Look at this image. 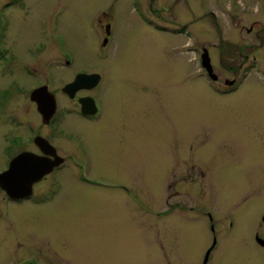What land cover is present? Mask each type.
I'll use <instances>...</instances> for the list:
<instances>
[{
	"label": "rangeland",
	"instance_id": "obj_1",
	"mask_svg": "<svg viewBox=\"0 0 264 264\" xmlns=\"http://www.w3.org/2000/svg\"><path fill=\"white\" fill-rule=\"evenodd\" d=\"M53 32L75 57V70L104 74V115L98 123L74 113L65 119L64 130L83 148L61 141L66 162L56 199L15 207L13 224L1 222L0 264H11L19 249L40 252L45 264H202L211 224L190 208L206 204L220 212L217 231H226L231 212L229 231H244V243L249 231L264 236V0H26L11 8V69L0 72V171L13 152L5 135L24 138L17 152L31 147L27 126L13 130L10 111L41 123L30 100L44 83L41 68L54 65L57 90L72 78L49 39ZM203 48L217 81L205 76ZM34 55L39 75L12 77ZM225 80L241 88L225 94ZM70 152L91 160L92 176L127 186L131 196L82 183ZM50 187L45 180L37 190ZM244 243L222 245L211 264H264V251L248 252Z\"/></svg>",
	"mask_w": 264,
	"mask_h": 264
},
{
	"label": "flooded vegetation",
	"instance_id": "obj_2",
	"mask_svg": "<svg viewBox=\"0 0 264 264\" xmlns=\"http://www.w3.org/2000/svg\"><path fill=\"white\" fill-rule=\"evenodd\" d=\"M26 0H11V3L8 6H0V72L1 74L11 69L9 67V59L10 57V42L7 38L6 32L8 30V11L11 8H15L21 3H23ZM239 12V11H235ZM249 33L251 30L248 31ZM259 37V34L257 35ZM106 40L107 44L105 45L104 49L108 47L111 42L112 38V30L110 26V34L107 35V28H106ZM51 43L53 44L54 48L57 50V54L61 60V62L64 65V69L67 70L72 76L71 80H69L64 85L60 84V92L59 89L57 90V80H58V74L56 71H53V64L47 63L42 69V72L44 74V81L40 80V82H44L43 84H38L33 90L32 93L36 90L44 89L47 92L48 97V104L53 105V102L55 100L56 109L54 114L44 119L42 114L38 111V104L37 102L32 100V93L30 94V100L31 102L35 103L36 109L39 113L41 123L40 125L37 124L35 121H25L21 116L17 115L12 110L10 111L14 115H10L11 125L13 127V130H16L17 128H21L22 126H27V129L31 135L28 140L30 141V148H22L17 152L15 150V147H19L20 143L25 144L23 141V137L21 135L12 136L9 138V135H5L3 138V142H6L5 144L8 146V148H13V152L10 155L9 160L7 161L5 165V169L0 171V176L6 172H9L11 170V164L12 162L22 155L27 156H35L37 158H41L43 162H46L44 164H38L36 169H46L51 167V170L48 174L44 175L40 180L33 182L30 187H28L27 183L22 180H15V183H20L21 188L16 190L15 196L11 197L8 192L3 188V186L0 184V192L3 193V197L1 198V207L2 210L0 211V224L2 221L10 222L13 224V216L12 211L13 209H16L15 207H22L26 206L27 204L34 203L35 205H45L46 203H49L51 200H55L58 196L60 190L62 189L63 185L61 184V180L59 178V172L64 171L65 166L64 163L66 162L65 157H62L60 153L62 152V144L61 141H65L68 144V147H72L73 144H75L76 149L80 151L81 148H83L82 141L80 142L77 139L74 140L76 137V134L73 132H66L65 129V119L74 113V115H77L78 119L89 123H98L101 121L104 115V109L102 106V100H101V90L102 85L104 83V74L100 72H88V71H77L75 70V57L64 51L63 48V38L59 33L53 32L51 34V37H49ZM10 50V51H9ZM205 50L203 48L202 52ZM245 49H241L239 52V56L245 60L250 59L249 53L244 54ZM36 54H41L38 50L35 51ZM42 55V54H41ZM102 59L106 60L109 58V54L105 51L102 52ZM37 56V55H36ZM13 57V56H12ZM13 60V58H12ZM39 63L35 59V55L32 56V62L30 64L25 65L22 69L16 70L15 72L12 70V77H14L18 71L20 72H26V76H38L39 75ZM212 65V63H211ZM213 68V65H212ZM214 72V68H213ZM79 75H98L99 77H96V84L94 81L85 82L82 84V86L77 89L73 94L65 92V88L71 84H73L77 77ZM205 76L209 77L207 72L205 71ZM16 90V82L12 83ZM225 86L230 84L228 80H225L224 82ZM231 89L225 93L230 94L233 92H236L239 90L240 87H237L235 89H232V87L235 85L230 84ZM220 87V86H219ZM3 99L4 95L7 96V90L6 88L2 90ZM54 97L53 98L51 97ZM64 98H67L69 102L75 103V107L73 110L69 109L67 105L63 103ZM5 100V99H4ZM16 97L15 101L11 103V107H15ZM44 102V100H43ZM46 102V101H45ZM4 105V104H3ZM6 118V115H5ZM69 118V117H68ZM67 118V119H68ZM125 131L126 134L130 133V128L128 126V123L125 122ZM135 128L132 133H135ZM13 133V132H12ZM123 144L126 142L128 143L129 140L126 138L121 140ZM43 147H47L46 150L43 149ZM69 157H71V161L73 162L72 168L73 170L77 171L79 179L82 181V183L108 189V190H120L122 193H126L129 195V189L127 186H124L123 184L117 183L115 181H106L102 178H95L91 175V169H92V163L91 160L88 157H77L72 152H70ZM192 162L188 159H186L185 162ZM28 167L26 165L20 167L21 170H25ZM45 180L51 181V187L49 190L42 191L43 193H40L39 190H37L38 186H40ZM18 186V185H16ZM42 194V195H41ZM125 194V195H126ZM131 196V195H129ZM135 198V196H134ZM199 208V209H198ZM191 207V211L199 210L203 216H205V219H207L211 224V231H208V236L210 239V243L208 245V249L206 250L205 254L203 255L202 264H211L213 260V253L222 245H226L227 247L233 248L234 246H237V244L244 243V239L246 236V233L243 232H237V231H229L233 230L235 227V217L233 213H229L226 217L227 222H229V226L225 228L226 231H217L216 228L219 227L220 221H219V214L218 210L216 211V208L214 205L206 204L202 205L201 207L198 206ZM264 217V216H263ZM262 217V219H263ZM263 222V221H262ZM264 224V222H263ZM217 225V227H216ZM13 227V225H12ZM1 231V228H0ZM17 234V231H3L1 235L5 234ZM248 235V241L244 243L248 247V252H252L254 250H262L264 251V236H261L258 231H249ZM42 254L40 252H27L23 249H19L15 252L14 255L11 257V264H45L42 259ZM28 258L29 260L27 262L23 261V259Z\"/></svg>",
	"mask_w": 264,
	"mask_h": 264
},
{
	"label": "water",
	"instance_id": "obj_3",
	"mask_svg": "<svg viewBox=\"0 0 264 264\" xmlns=\"http://www.w3.org/2000/svg\"><path fill=\"white\" fill-rule=\"evenodd\" d=\"M110 34V25L107 26V35ZM107 43V40L105 44ZM202 65L207 70L208 75L211 77L212 80L217 81L218 78L213 72V68L211 65V58L209 57V53L207 50L204 51V54L202 55ZM96 77L98 78V75H79L76 79V81L67 86L64 90L67 93H74L77 89H79L82 84L85 82L94 81L96 84ZM230 84H234L233 82H230ZM47 92L44 89L36 90L32 93V100L37 102L38 104V111L42 114L44 119L51 117L56 109V104L54 97L51 96L54 100L53 105L48 104V97ZM44 100V102H43ZM46 101V102H45ZM44 150L47 149V147H43ZM46 162H43L41 158H37L35 156H27L22 155L16 158L12 164H11V170L9 172H6L0 176V184L3 186V188L8 192V194L13 197L16 194V190L21 188L20 183L16 184L15 180H22L27 183L28 187L31 186L33 182H36L40 180L44 175L48 174L51 170V167L46 169L37 170L36 167L38 164H44ZM26 165L28 168L25 170H21L20 167ZM18 185V186H16ZM264 222V217L262 219Z\"/></svg>",
	"mask_w": 264,
	"mask_h": 264
},
{
	"label": "bare ground",
	"instance_id": "obj_4",
	"mask_svg": "<svg viewBox=\"0 0 264 264\" xmlns=\"http://www.w3.org/2000/svg\"><path fill=\"white\" fill-rule=\"evenodd\" d=\"M240 88H241V86H240ZM240 88H239V89H240Z\"/></svg>",
	"mask_w": 264,
	"mask_h": 264
}]
</instances>
